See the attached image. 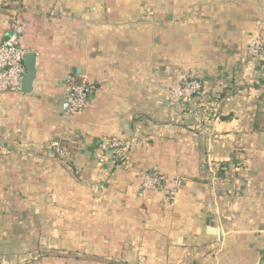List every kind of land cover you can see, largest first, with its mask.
<instances>
[{
    "label": "crops",
    "instance_id": "1",
    "mask_svg": "<svg viewBox=\"0 0 264 264\" xmlns=\"http://www.w3.org/2000/svg\"><path fill=\"white\" fill-rule=\"evenodd\" d=\"M14 22L37 72L30 93H0V254L49 244L80 257L34 264H264V85L237 86L249 42L264 49V0H0V43ZM79 79L90 98L67 113ZM185 79L204 91L171 105ZM115 136L132 140L124 162ZM145 173L182 176L175 201L139 192Z\"/></svg>",
    "mask_w": 264,
    "mask_h": 264
},
{
    "label": "built area",
    "instance_id": "2",
    "mask_svg": "<svg viewBox=\"0 0 264 264\" xmlns=\"http://www.w3.org/2000/svg\"><path fill=\"white\" fill-rule=\"evenodd\" d=\"M24 33L22 25L14 22L9 36L0 43V93L20 92L22 81L26 73V49L20 45L19 37ZM248 56L258 62L264 58L263 43L259 36L254 37L247 47ZM204 84L199 79H185L174 85L170 91L171 105L184 106L202 94ZM91 87L86 79L71 80L62 101V108L67 113L82 111L90 98ZM109 146L115 151L119 161H126L132 149V140L120 137L106 138ZM55 144H58L55 142ZM183 183L182 176L167 179L158 173L143 174L142 182L138 186L139 192H164L166 198L175 201L178 190Z\"/></svg>",
    "mask_w": 264,
    "mask_h": 264
},
{
    "label": "rangeland",
    "instance_id": "3",
    "mask_svg": "<svg viewBox=\"0 0 264 264\" xmlns=\"http://www.w3.org/2000/svg\"><path fill=\"white\" fill-rule=\"evenodd\" d=\"M251 60L253 61L251 63V66H252V70L250 71L251 75H248V77H249L248 81L246 80V78L242 77V79L237 83L239 90L246 88L247 84H252V85L256 84V81H258L261 85H264V68L262 66V63L260 64L259 63L260 61L256 62L253 59H251ZM249 80H251V82ZM236 93L237 92H232L231 94L230 93H226V94L224 93V95L221 93V95H222V98H224V97L228 96V94L229 95H235ZM55 142H57L58 144H55ZM52 143L59 148L58 158L65 159L67 156L66 150L61 146L60 142L59 141H53ZM2 145H6V141H3L2 143H0L1 147H2ZM5 148H6V146H5ZM0 151H1V149H0ZM0 184H3V183L0 181ZM2 187H4V188H2V190H6V182H5V186H2ZM46 253H52V254L56 255V254H65L66 252H64V250L61 248L56 249L55 247L47 244V246H44L42 248L34 249L32 251L30 250V252L27 254L26 253L0 254L1 255L0 264H34V262L36 263L37 260L41 259L40 256L42 254H46ZM2 255H5V256L2 257ZM10 256H12V258H10ZM102 260L107 261L106 258H102Z\"/></svg>",
    "mask_w": 264,
    "mask_h": 264
},
{
    "label": "water",
    "instance_id": "4",
    "mask_svg": "<svg viewBox=\"0 0 264 264\" xmlns=\"http://www.w3.org/2000/svg\"><path fill=\"white\" fill-rule=\"evenodd\" d=\"M25 66H26V73L24 75L22 81L21 90L24 93H30L33 89V83L36 78V53L35 52H28L25 55Z\"/></svg>",
    "mask_w": 264,
    "mask_h": 264
},
{
    "label": "trees",
    "instance_id": "5",
    "mask_svg": "<svg viewBox=\"0 0 264 264\" xmlns=\"http://www.w3.org/2000/svg\"><path fill=\"white\" fill-rule=\"evenodd\" d=\"M262 63V66L264 68V62H261ZM224 95V93H223ZM159 174V173H158ZM161 175V174H160ZM51 255H55V254H52V253H46V254H42L40 257L41 258H45V257H48V256H51ZM58 255H61V254H58ZM65 255H69V256H73V257H77L79 258L80 255L78 254V252L74 253L73 251H68Z\"/></svg>",
    "mask_w": 264,
    "mask_h": 264
}]
</instances>
